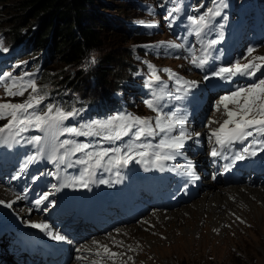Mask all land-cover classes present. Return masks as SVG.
Segmentation results:
<instances>
[{
    "label": "snow or ice",
    "instance_id": "1",
    "mask_svg": "<svg viewBox=\"0 0 264 264\" xmlns=\"http://www.w3.org/2000/svg\"><path fill=\"white\" fill-rule=\"evenodd\" d=\"M171 11H179V9H173ZM171 11L169 12V15H171ZM218 15H220L219 7L216 9L209 8L206 14L200 15L199 17L189 16L188 20L193 26L195 34L200 35V33L211 23V18ZM137 23L143 24L144 22L137 21ZM152 26L153 25H149V27ZM215 43H217L215 40L211 42V44ZM151 47L177 48L183 47V45H177L172 42H160L159 45H153ZM0 50L7 51V48L0 47ZM248 51L249 55H251L254 49H249ZM256 61H259L260 63H257ZM191 62L197 67L202 68L203 65L207 63V57H193ZM262 67H264V56H256L253 60H249L247 63H240L237 61L230 67H222L219 71L215 72L214 75L223 79L238 74L255 77L256 73L259 72ZM149 68L152 69V72L151 78L146 86L151 88L154 83L160 80V77L157 75L156 69L152 65H149ZM162 71L168 72L170 77L175 78L178 82L181 81V78L176 76L175 73H172L170 69H163ZM205 79H208V77L206 76ZM195 86V81H183V93L186 95L187 91ZM0 87L3 88L5 95L8 97H23L26 92H29V89L31 90L28 98L22 103L0 102V120H7V123L0 127V143H8L9 138L14 139L15 136H18L22 132H27L32 128L45 133V135L50 132H56L59 134L67 133L73 136H87L91 134L98 135L101 131H104L108 133L105 137L108 140L121 139L122 136H127L130 133H133V129H135L133 133V143L127 145L123 150L116 148L114 150H104L93 154L85 151L88 145L77 144L75 141L68 139L61 141L59 147L64 148L66 154L69 152H83L85 154L87 159H81L79 161L81 164H88V162L95 157V167H101L103 166L104 157L108 156L109 151H114L115 155L109 157L107 160V164L112 167L119 168L127 166L131 161L135 160L136 157L140 158L139 160H136L137 163H149L148 158L151 157V162L162 169L163 164L160 162L172 159L173 153L182 148L184 146V140L191 136V133H185L183 130L184 120L182 118H177L175 112L167 115L160 114L155 99L144 101L149 109L157 112L154 127L151 119L128 113L113 116L104 121H94L91 124L83 125V128L88 129V131H83L81 128L63 126L64 121L77 114L75 110L64 111L61 107L51 104H48L44 109H41V105L46 99V94H40V90L38 89L35 80H24L21 76H13L11 72H5L0 76ZM180 90L181 89H178V91ZM181 98V96L175 97V99ZM230 105L233 107H229ZM221 106L224 109L223 115L226 118L222 121H212V123L219 124L217 128L212 130V137H215V143L220 145L221 149H224L236 142L243 143L244 141H248L249 138L252 137L253 139L249 146L243 149V153L253 156L256 155V151H250V149L256 143L264 145V141L257 139L258 137L264 136V78H260L256 83L247 87L239 88L231 94L223 96L217 104L218 111ZM178 125L181 126L179 135H170ZM5 133H7L6 136L4 135ZM159 133H164L165 137L155 146L146 143H136V141L141 140L142 137L152 136ZM197 135L199 134L197 133ZM41 139L40 136H33L27 142L39 144ZM69 145L72 147H66ZM262 150H264V148H262ZM211 155L216 157L221 155V152L216 148H213ZM245 158L244 154L235 157L237 160H243ZM34 160L35 157L30 156L25 163V167H27L29 163L34 162ZM86 176H92V172L87 167L84 169L81 176L74 178L73 182L79 183L82 187L86 188L89 184V180L85 179ZM100 183H107V181L101 180ZM48 195L49 194L42 195L41 198L36 201V204L40 205L44 201H47ZM2 203H4V201H0V204ZM7 206L11 207V204ZM237 219H239V217H237ZM31 226L33 228H38L41 231H46L54 240L65 241L67 239L66 236L59 233L53 234L49 230V225L46 223H33ZM93 243L97 244L98 248H102L103 250L102 252L97 250L95 255L97 257H104L108 260H113V264H115L113 258L122 255L121 253L112 252L106 244L99 245L96 241H93ZM81 258L86 259V257ZM128 259L131 260V257H128ZM91 264H99V261L93 260L91 261ZM123 264H126V262H123Z\"/></svg>",
    "mask_w": 264,
    "mask_h": 264
},
{
    "label": "trees",
    "instance_id": "2",
    "mask_svg": "<svg viewBox=\"0 0 264 264\" xmlns=\"http://www.w3.org/2000/svg\"><path fill=\"white\" fill-rule=\"evenodd\" d=\"M142 7L143 0H0V40L52 59L42 67L46 93L66 92L77 105L110 113L102 106L117 103L126 71L135 68L126 44L149 40L132 28L133 14H142ZM54 104L70 110L59 95Z\"/></svg>",
    "mask_w": 264,
    "mask_h": 264
},
{
    "label": "rangeland",
    "instance_id": "3",
    "mask_svg": "<svg viewBox=\"0 0 264 264\" xmlns=\"http://www.w3.org/2000/svg\"><path fill=\"white\" fill-rule=\"evenodd\" d=\"M192 1L194 7L198 10L195 9L194 11H191L187 7V15L184 18V22H187L186 17H199L200 15L206 14L209 8L216 9L217 7H219L221 12L227 7L226 0H222V3L221 0H210V2L208 0ZM252 1L253 7H255V14L260 17L264 12V3H259L254 0ZM150 2H153V0H143V3L147 6V12L142 14H133V12L129 13V15L133 14V16H137L133 19V21L135 22V24L139 25L142 28V34L139 35L149 38V40L145 39L139 44H126V47H129L131 49V54L135 53V57L132 56V58L134 61V70L137 71L138 69V72L135 74L129 70L126 71L127 79L125 86H127L128 91L122 93V97L123 102L133 103L137 106V109H133V111L138 116L144 115L146 113L145 106L143 104H140L139 102L141 101L140 99L143 98L140 94L141 89L151 78L152 69L149 68V65H152L156 69L157 75H159L160 77L159 83L163 87H166L172 81H175L170 77L168 72L162 71L163 69H170L171 72L174 71L179 74H181L183 71H188L185 65L179 67L183 63V60H181L183 58V54L179 47L174 48V51H170L169 49L165 48V52L163 53L162 47H151L153 45H159L160 42L164 41L176 44L177 31L175 34H170L169 25L175 22L172 18L174 15L179 16V14H181V10L171 11L173 9H178L177 6H175L170 10L171 15H169V11L165 17H162L160 16L158 8L155 5L153 11L149 10V6L151 5ZM174 3L175 0H172L169 5ZM181 5H185L183 0ZM104 11L110 13L112 17L117 14V12L111 10ZM213 18H211V22ZM160 19L161 22L157 23ZM137 21H143L144 23H137ZM188 24L189 25H185L183 28H181L180 33L185 34L186 36H189L194 41H196V34L193 30V26L190 23ZM149 25L153 26L149 27ZM216 27L220 26L214 23H210L202 36L209 37L211 32L215 30ZM251 29L252 27L249 28V30ZM260 29L261 33L257 39L251 40L250 33L245 37V45L243 48H240L238 55V60L240 63H247L249 60H253L256 56H264V26L260 25ZM187 39L188 37H185L180 41L186 42ZM0 42H2L0 43V47L7 48V50L10 48V45L7 44V40H0ZM249 49H254L251 55H249ZM0 52H2V50H0ZM20 55L23 56L22 54ZM50 62H52V59L51 61L47 60L46 64L48 65ZM256 62L260 63L259 61ZM31 64L32 63L24 65L21 62H18V60L16 61V63L3 64V66L0 67V76H2L5 72H11L13 76H21L24 80H35L33 68L30 66ZM190 73L191 71L187 72V74ZM140 74H143V76L139 77ZM256 75L260 76V78H264V67H262L261 70L256 73ZM167 78H169L170 81H168ZM178 89L181 90L178 91ZM30 91L31 90L29 89V92H26L25 96L23 97H8L5 95L3 88L0 87V102L22 103L25 99L28 98ZM169 92L175 98L176 96H181L182 88L177 83H175L171 85ZM180 100H182V98ZM220 109L223 108L220 107ZM219 111L216 109L212 113V115L219 113ZM110 117L113 116H110L108 114L104 120H107ZM153 120L155 121V119ZM94 121H101V116H99L97 119L81 118L78 122V127L83 131H88L87 128H83L82 126L91 124ZM5 122H7V120H0V125ZM107 134L108 133L104 131H101L100 133L101 137H106ZM85 137L86 136H84V138ZM132 139L133 138H131L130 135H127L125 137H122L121 139L116 140L124 145V147L121 148L123 150L127 145L133 143ZM110 142L113 144L115 140H110ZM86 143H89V141H86ZM136 143H143V141L139 140L136 141ZM119 172H121V170H119ZM258 189L262 188L259 187ZM188 205L190 207L191 204H187V206ZM17 209L20 212L19 207ZM260 209L264 208L260 207ZM22 215L23 214H21V217H23ZM186 216L187 215H184V217ZM206 217V214H204L203 222H199V225L201 227L205 226L204 220L206 219ZM259 218H261V220H259ZM251 220L255 223V227H251L252 224L250 221L245 222L241 219H237V223L234 224L235 227L232 230H229V224L223 223L221 227L227 231L225 234H223L226 236V238L223 240L226 241L225 243H223V241L218 242L216 238L210 236L211 232H207V230L205 229L202 232V237L197 234L193 235V238L185 235L179 236V232L176 231L174 233L176 237L179 236L178 240H168V242L165 241L166 235L163 234V230L165 229V227L163 226H159L160 229L158 230L162 233H159L158 231L149 232V230H141L143 232L148 231L149 236L158 238L161 243L156 242L154 239L150 241V244H145L143 240L140 241V244L138 243L135 255L132 257L131 261H134V264H264V215H261L259 217L256 216L255 219L252 216ZM257 222H259V225L256 226ZM145 226L147 227L148 225ZM147 228H154V224L149 225ZM153 241L155 243H152Z\"/></svg>",
    "mask_w": 264,
    "mask_h": 264
},
{
    "label": "bare ground",
    "instance_id": "4",
    "mask_svg": "<svg viewBox=\"0 0 264 264\" xmlns=\"http://www.w3.org/2000/svg\"><path fill=\"white\" fill-rule=\"evenodd\" d=\"M223 112L224 111H221V114L218 117L211 118L209 120V125H214L215 128H217L219 125L212 123V121L225 119L226 117L223 115ZM184 131L186 134L191 133V136L190 138L184 140V146L176 150L173 158L166 161V164L169 167L167 175L178 174L183 170V161L187 159V155H185L186 144L188 143L189 139L193 137V131L191 128L185 129ZM178 161H181L182 164H176ZM261 188L262 189H256L245 186L226 188L220 185L207 188L206 182L200 197L193 199V201L190 203V207L188 205L183 208H177L176 210L166 212L165 214L156 212L153 213L149 220L148 226L154 224V228H150L149 232L158 231L160 229L159 226L165 227L163 234L166 235L165 241L168 242V240H178L179 236L181 235L190 236V238H193V235L198 234L200 237H202V232L205 229L207 232H211L210 236L216 238L218 242L223 241L226 238V236L223 234L227 232L221 227L223 223L229 224V230H232L235 227L234 224L237 223V217H239V219L242 221H250L252 224L251 227H255V223L251 220V217L253 216L255 219L256 216L259 217L264 215V209H260V207L264 208V187ZM15 197L16 196L9 193L0 185V198H8L12 201ZM19 209L22 213H25L29 210L23 206H19ZM204 214L207 216L204 220L205 226L201 227L199 222H203ZM184 215L187 216L184 217ZM22 216L25 222L33 221L25 214ZM35 220L41 221L40 218H36ZM259 220H261V218H259ZM89 225H91L90 227L92 228L95 226L92 223ZM138 225L143 228L142 223H139ZM138 225L132 224L131 226L127 225L125 227H130L129 229H125L126 231L124 232V235L127 233L130 234V238L128 239L129 241L140 242L143 240L145 244H150V241L154 239L156 242L161 243L158 238L149 236V233L146 231H141ZM257 225H259V222H257L256 226ZM98 229L100 228L98 227ZM176 231L179 232V236L177 237L174 233ZM158 232L162 233L161 231ZM121 239V237H117L116 241L120 242ZM225 242L226 241H223V243ZM152 243L155 242L153 241ZM119 246L123 247L122 244ZM98 249L102 248H98V246L89 247L87 254L84 255V257H86L85 260L87 262L100 259L102 260V257H97L95 255V252Z\"/></svg>",
    "mask_w": 264,
    "mask_h": 264
}]
</instances>
